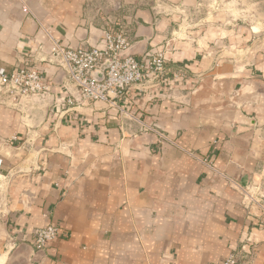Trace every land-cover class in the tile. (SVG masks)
<instances>
[{
    "label": "crops",
    "instance_id": "1",
    "mask_svg": "<svg viewBox=\"0 0 264 264\" xmlns=\"http://www.w3.org/2000/svg\"><path fill=\"white\" fill-rule=\"evenodd\" d=\"M199 1L0 0V70L53 85L19 107L0 94V264H264V37L195 25ZM116 24L137 60L169 43L167 75L120 112L68 107L52 48L102 47Z\"/></svg>",
    "mask_w": 264,
    "mask_h": 264
},
{
    "label": "built area",
    "instance_id": "2",
    "mask_svg": "<svg viewBox=\"0 0 264 264\" xmlns=\"http://www.w3.org/2000/svg\"><path fill=\"white\" fill-rule=\"evenodd\" d=\"M102 42V47L72 49L57 43L52 48L49 62L65 71L66 84L72 86L79 96L76 98L69 92L70 96L66 101L68 107H73L81 101L103 102L110 109L120 112L119 101L129 90L145 82L160 80L167 75V55L171 51L169 43H166L163 50L153 49L141 60H137L129 53L131 41L123 24L106 27ZM104 64L110 65L104 72V80L98 82L93 78V74ZM0 81L1 98L6 105L12 107L21 106L22 102L30 97L48 96L53 90V85L45 74L28 62L10 71L1 69ZM252 203L255 201L252 200ZM59 234V228L53 225L37 229L33 236L35 249L45 251ZM240 255L239 252H233L216 264H240Z\"/></svg>",
    "mask_w": 264,
    "mask_h": 264
},
{
    "label": "rangeland",
    "instance_id": "3",
    "mask_svg": "<svg viewBox=\"0 0 264 264\" xmlns=\"http://www.w3.org/2000/svg\"><path fill=\"white\" fill-rule=\"evenodd\" d=\"M195 25L209 26L213 31L217 29H233L234 26L255 32V36L264 37V0H200L196 6ZM194 20L182 21L181 25H193ZM188 27V26H187ZM189 28V27H188ZM226 56L235 53L223 50ZM167 142V138L163 137ZM198 158V156H195ZM202 161H206L204 158ZM3 195L2 184H0V198Z\"/></svg>",
    "mask_w": 264,
    "mask_h": 264
},
{
    "label": "water",
    "instance_id": "4",
    "mask_svg": "<svg viewBox=\"0 0 264 264\" xmlns=\"http://www.w3.org/2000/svg\"><path fill=\"white\" fill-rule=\"evenodd\" d=\"M110 64H104L103 66H101L94 74H93V78L98 81V82H102L104 80V72L105 70L109 67ZM10 240V238H9ZM38 252H44V250H37Z\"/></svg>",
    "mask_w": 264,
    "mask_h": 264
}]
</instances>
